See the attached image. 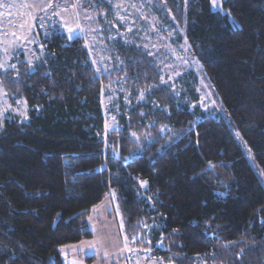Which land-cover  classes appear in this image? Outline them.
<instances>
[{
	"label": "trees",
	"instance_id": "trees-1",
	"mask_svg": "<svg viewBox=\"0 0 264 264\" xmlns=\"http://www.w3.org/2000/svg\"><path fill=\"white\" fill-rule=\"evenodd\" d=\"M167 4L264 174V0ZM42 44L34 71H0L30 109L0 131V264H64L61 248L93 239L89 218L111 193L128 240L149 225L159 260L264 264V186L224 118L181 108L135 46L118 42L122 66L99 78L82 38L57 28ZM121 79L154 104H134L105 136L103 87Z\"/></svg>",
	"mask_w": 264,
	"mask_h": 264
},
{
	"label": "rangeland",
	"instance_id": "rangeland-1",
	"mask_svg": "<svg viewBox=\"0 0 264 264\" xmlns=\"http://www.w3.org/2000/svg\"><path fill=\"white\" fill-rule=\"evenodd\" d=\"M178 1L184 4L188 2ZM0 2V71H17L25 63L34 71L38 65L46 62L47 53L42 44V36L49 35L50 30L57 28L70 40H84L99 78L103 73L109 75L112 70L122 66L116 50L118 42L135 46L149 55L161 74L159 86L171 88L181 108L187 107L198 114L222 117L228 122L238 145L264 186V174L258 168L242 135L230 123L218 95L189 46L185 27L175 20L167 0ZM221 3L222 0H212L213 10L221 11ZM132 96L122 79L111 80L103 87L101 102L105 136L122 128L121 120L134 104H154L151 89L141 92L138 102ZM29 119L27 102L23 98L11 101L0 81V131L5 129L8 120L28 123ZM134 136L140 143L145 141ZM122 224L116 198L111 193L94 208L89 218L93 239L70 248L63 247L62 252L65 254L66 249L73 251L76 245H80L75 248L77 252L81 251L95 259L106 258L122 264H174L153 256L155 244L149 225H143L144 236L139 234L129 241ZM196 264L205 263L197 259Z\"/></svg>",
	"mask_w": 264,
	"mask_h": 264
},
{
	"label": "crops",
	"instance_id": "crops-1",
	"mask_svg": "<svg viewBox=\"0 0 264 264\" xmlns=\"http://www.w3.org/2000/svg\"><path fill=\"white\" fill-rule=\"evenodd\" d=\"M0 5H1V2H0ZM76 246L77 247L75 248L81 247L80 245H76ZM64 248H70V247L67 246ZM64 248H62L60 252L61 253L60 255L63 259L64 264H87V262L85 261V258L90 257V256H88L86 253H82L81 251L77 252L76 249L74 248L73 251H71L70 249H66V253L64 254L62 252ZM93 264H122V263H117L115 260H107L106 258H100V259L97 258Z\"/></svg>",
	"mask_w": 264,
	"mask_h": 264
},
{
	"label": "snow or ice",
	"instance_id": "snow-or-ice-1",
	"mask_svg": "<svg viewBox=\"0 0 264 264\" xmlns=\"http://www.w3.org/2000/svg\"><path fill=\"white\" fill-rule=\"evenodd\" d=\"M69 31H71V29H69Z\"/></svg>",
	"mask_w": 264,
	"mask_h": 264
}]
</instances>
